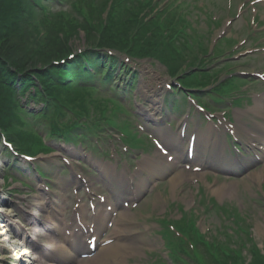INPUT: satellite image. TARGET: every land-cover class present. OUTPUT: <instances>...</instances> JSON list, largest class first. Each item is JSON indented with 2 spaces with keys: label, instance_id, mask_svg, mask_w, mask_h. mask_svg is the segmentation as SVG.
<instances>
[{
  "label": "rangeland",
  "instance_id": "obj_1",
  "mask_svg": "<svg viewBox=\"0 0 264 264\" xmlns=\"http://www.w3.org/2000/svg\"><path fill=\"white\" fill-rule=\"evenodd\" d=\"M103 1L105 0H94V4L97 5L102 3ZM141 1L145 2L144 0ZM242 1L243 0H233L234 9H237L239 5H242L246 2V0L245 2ZM203 2L205 4H208L210 12H214V14L219 17V20L217 22L219 23V25L218 29L216 25L217 23H215L214 25L212 24L213 26H210L208 28V24L205 22L207 16H204L201 12L195 11V14L200 16V19L199 24L195 25L198 34L194 35L195 41H193V43L197 47H199L197 48L198 50L204 47L209 51L211 45L213 44L214 46L215 40L223 35L222 37L226 38L223 43L225 45H229L228 47H226L228 49L226 51L235 54L234 59L237 63V65H232L231 62L228 63V61L230 60H219L215 63V66L213 68H217L222 73H227L225 70L229 67L230 64L231 67L235 66V69L239 67L240 69L238 70L241 73L253 74L257 73L258 70H264V59L255 58V55L249 56V58L254 57V60L256 61V67H247L246 58L248 56L246 55H249L252 50L248 44L245 46H240V43L249 37H246L248 29L246 28V24H243L242 20H238L237 18L232 20L233 16L230 19L227 17L226 11L228 8V0H203ZM111 5H115V3L110 1L109 6ZM78 9L79 8H77V6L66 9V14L63 16L67 20V22L65 21L64 24L65 30L61 34H59V37L61 38L64 37V34H69L67 41L60 40L58 42V45L63 49L62 51H64L65 48H71L72 52L70 54H73L77 50L84 51L87 47H93L94 44V40H88L87 33L89 32V30L80 27V29H77V33L75 31L76 27H78V24H76V19L83 20L84 16L91 19V16L93 15L92 13H82V16L80 15V17ZM96 9L98 8L96 7ZM260 11L261 15L264 17V11L262 7ZM53 13V16H56L59 13V11H57V8L56 11H53ZM107 16H102V19H106ZM193 18H195V20L198 19L196 15H193ZM228 19L229 22L233 21L234 24L230 26L228 25V27L226 28ZM256 29V26H252L251 28V30ZM42 32H44V30L41 27L38 31L34 30L32 32L33 34L28 36L30 45L32 46L28 47L29 49L33 48L34 39H37L38 41H42L45 39L46 35ZM189 32L193 31L189 30ZM72 33L74 34L73 36H71ZM262 37L264 36L261 35L257 39H261ZM235 43H238V46H236ZM26 50L27 47L22 48L21 51L22 53L26 54ZM217 51L222 54L220 50ZM115 54L119 55L118 53ZM179 56L181 57V60L186 59L187 62L188 56L186 54L184 55L180 52ZM119 59H121L120 61H123L124 58L122 56V58ZM32 60L34 62H38L36 58H33ZM110 63L111 65H107L108 71L106 69L107 72H110V76H108L107 72L105 71L102 74L98 73V75L94 77H92V74L90 76V79L93 83H100L102 87L104 86L103 89H100L102 96L112 97V95H115V93L120 96L122 107L115 108L113 111L114 113H112V117L113 119H116V122H119L121 126H126V128H128L130 131L137 133L139 137L142 138L143 145L145 147L136 145L137 148L131 149L130 145L124 143V138L120 134V132L115 130L110 131L109 138H99L98 142L93 141V139L87 140L83 146L77 145L73 147L71 145L60 144L58 142L49 140V133L51 132V129L48 127V121H42L40 123L36 121L35 124H32L33 130L35 125H37L36 132H38V134L41 136L44 144L46 143L45 145L53 150V153L50 154L49 157H43L45 155L42 156L40 154L41 157L35 162V167H32L31 173H29L27 168L20 165L18 160H16L15 158H11L0 144V212L11 215L10 219L13 222L19 223L20 225L24 224L23 221L20 220V215L15 211H19L18 209L20 208L23 209V207H25L26 205V200L35 202L33 201V199H36L42 193L39 191L41 185L45 184V182L48 183V185L51 187L50 193H52L56 191V184L61 181L62 178L67 180L71 178L72 171H70V169L68 168V162L77 163L75 164L76 168L74 172L76 171L77 173L82 175V177L90 178V175H93L95 178H99V173L95 170L96 168L94 169V167H92L91 165L95 164L98 166L101 164L106 165L107 163L117 165L116 162L119 161V170L124 171V169H127L128 172L125 175L129 178L132 177L136 174V170L140 167L139 165L141 163V160H143L144 158H149L150 155L151 158L157 153L156 148L152 143L153 136H157L160 131H166L168 133H172L173 136H176L177 133L174 131H176V126L183 119L180 114L184 112L192 113V120L194 121V123L191 125V127L193 129L200 128L199 135L204 136L205 140L208 139L207 131L210 128L206 123L203 125H199V113L197 112V109L191 108V105L189 103L187 104V107L183 112L176 111L174 117L168 116L171 118L169 120L166 119L165 116L161 115L162 110L159 113L155 112L156 115L154 114V112H150L152 110V107L150 102L148 101L147 96H144L142 93V84H145L147 82V85L149 84L152 85L151 87H155L156 84L150 83V73H152L155 77L168 79V83L170 85H173L175 83L177 84V82H174L168 78L167 70L165 68L149 60L132 61V64L129 65L128 68L124 67L123 69L120 68V62L117 63L115 61H112ZM169 63L175 64V61L173 60ZM223 63H228V67H224L222 65ZM135 65L137 66V68H134ZM130 70L136 73L134 78ZM147 71H149L150 73L144 76ZM181 74L184 75L185 72ZM235 76L244 78L243 80H249L250 78H252L250 76H241L239 74H236ZM131 78H133L132 81L135 86V89H133L132 91L126 89L125 86L126 83L131 80ZM226 80L227 79H225V81ZM105 83H107V85H105ZM87 84H90V81ZM119 86H121L122 88H120ZM247 86L248 84L236 81L234 89L239 90L242 87L240 94L231 93L230 95H224L225 97L221 99L223 103L221 105V108L224 109L221 110L219 108L220 110L216 111L217 114L221 111L223 112L227 110L228 115H230L237 123V114L244 110H248L251 107L248 106L251 101H253V103L255 102V100L253 99L255 95L251 93V91H253V88L251 87L249 90H247ZM232 87L233 86L228 85L223 86L225 91L230 90ZM258 87L261 89V93L264 94V87ZM211 89L212 92L218 91L217 87ZM256 89L258 91V88ZM154 90L156 89L154 88ZM209 92L210 91H208V94H205L202 97L203 101H210L211 97L209 96ZM106 93L109 96L106 95ZM168 96L169 95L167 93L163 94L164 99L168 98ZM232 96H236L240 100H248V104L246 101L242 109H238L237 107L232 105ZM213 97L215 98L216 96L213 95ZM18 99L20 98L18 97ZM173 99H176L178 102L181 100V104L186 103L182 93L179 92L176 93L175 96L170 100ZM20 104H22L21 99ZM31 108H34V105L33 107L31 105ZM21 110V107L20 109L16 107L14 110L9 111V115L13 116V123L17 127L16 131L18 134V136L9 134V137L11 138V140L15 141L18 146L21 145V147H23L24 145L25 148L27 147L28 149H30L33 147L29 145V140L27 138V132L29 133L30 131H28V127H22L19 123L23 125L30 124L29 121H31V119L33 118H25ZM152 113L155 115V120H163L165 124H162L161 127H157L154 124H150V122H146L144 115ZM3 124L7 125L6 122H4ZM169 125L171 126V128H174L170 129ZM25 128H27L28 130H25ZM105 134H107V132ZM183 147V150H185L187 148V144L183 145ZM35 149L36 148L33 147L32 151H34ZM66 150L73 151L75 154H78V159L63 152ZM55 154H60L61 157H58V155ZM62 158H65V160H61ZM104 161L107 163H104ZM162 161L164 162L165 160L162 159ZM89 169L91 171H89ZM254 169L255 170L252 174L255 173L256 176H250L251 174H238L235 176H229V174L224 175L215 173L216 171H204V175L199 174L202 176H198L193 180L184 181V183L179 185L175 191L172 189L171 179L179 172H182V170L176 169L171 173V175H166L163 178L155 181V184H158V188L146 194H143L137 201V203L140 202V205L144 202L141 208H139L135 213L134 211L130 212V214L127 213L128 215H131V219L136 222V226L138 230H140L136 242L138 244H141V255L140 258L137 257L136 261H134L133 264H177L175 263L174 258L171 256L172 250L169 248L168 243H166L165 246V228L163 222L167 223L168 220L171 219H173L172 221H179L180 219H184V217L187 218L189 216L191 217V219L199 220V230L200 232H202V234L209 236V238L211 237V240L214 237L222 236V240H225V243H228V241H230L231 248L236 247V249L238 250L241 249L243 252V256L245 258L247 257L248 260L254 258V256H252L249 252L250 244L247 243L245 235L241 232V228H239V225L236 226L230 222V217L232 216L238 219L239 224H241L242 222L241 219L244 218L243 220L252 229L254 243L258 245V247L262 251V254H264V186H261L256 179L261 177L260 175H262L263 177L264 166L263 164H261ZM36 170L44 173L48 181L45 180L44 182L43 180L36 178ZM242 181L246 182L241 183ZM229 185L234 186L229 187L228 191L222 195L216 194V190H218L220 187ZM106 188L107 187H105L104 185H101V189L99 190L98 194L104 195L108 193ZM73 191L74 187L73 185H71L66 192V196H69L73 199ZM212 200L215 203L220 204V206H225V210H222L220 208L218 210L213 209V206L211 205ZM16 203L18 204V207L13 208L12 206L16 205ZM30 211L33 212L35 210L33 209ZM217 211H225L226 216L224 214H219ZM151 216H153V218H146ZM159 218L161 221H156V219ZM2 221L3 220L0 221V232L6 230L4 224L1 223ZM225 226H227L228 228L225 229ZM238 232H240V235H237ZM225 233H229V235L225 236ZM16 234L19 237L17 239H13L15 237L13 234H8L7 237H10L11 242L14 244H21L22 241H20V228L16 230ZM230 235H232V237H237L236 240L238 239V241L235 242L232 237L229 238ZM238 237H240L241 240ZM144 241L146 244L143 243ZM45 243L46 242L44 241V244ZM242 243L245 244V249L243 245L241 247ZM14 244H10V247ZM211 253L212 251L208 254L207 252L205 253L204 251H202V254L198 258H204L203 260H205L206 262V260L209 259ZM36 256L37 255L31 256V258H35ZM2 257L8 258L6 259L7 264H13L9 259V256L7 254H2V251L0 250V264H6L4 261H1ZM198 258L194 259L200 262ZM194 259H189L191 264H197L196 262H194Z\"/></svg>",
  "mask_w": 264,
  "mask_h": 264
},
{
  "label": "trees",
  "instance_id": "obj_2",
  "mask_svg": "<svg viewBox=\"0 0 264 264\" xmlns=\"http://www.w3.org/2000/svg\"><path fill=\"white\" fill-rule=\"evenodd\" d=\"M43 1L0 0V129L14 136H18L17 127L9 111L18 108V95L34 87L40 96H45L48 100L49 113L52 111L59 115L62 110L69 109L74 114L84 116L88 113L85 97L87 93L79 88V82L83 77L92 75L87 70L84 71L85 69H100L101 57L98 53L93 54V57L87 55L68 62L63 69L52 67L53 62L67 59L72 49L65 48L62 51L58 45L60 40L67 41L69 37V34L59 37L65 30L64 24L67 20L63 16L47 17L45 12L53 0H47L46 3H42ZM109 3L110 0H105L95 5L98 9L93 10L91 7L88 11L93 14L91 19H76V33L80 27L89 30L88 40H94L95 51L111 49L138 60L155 58L163 63L174 60L175 64L169 63V70L174 76L180 75L183 70L179 56L181 49L176 48L173 38L168 37L169 34L165 35L163 29H158V25H147L140 19L137 7L129 10L116 6L112 9L110 18L102 19L108 11ZM78 13L80 16L79 11ZM41 27L45 29L42 32L46 35L45 39H34L33 48L29 49L32 46L28 36ZM73 35L72 33L71 36ZM25 47L26 54L21 51ZM33 58L38 62H34ZM46 67L50 68L43 71ZM61 71L66 72L59 75ZM37 83L40 84L39 88ZM191 84L188 81L186 86ZM27 136L29 145L36 149L32 151L33 147L26 148L36 154L41 143L33 134L27 133ZM22 148H25L24 145ZM229 257L227 253L224 254L223 248H216L210 261L212 264H245L244 260L234 254ZM256 258L252 264H264V259L259 256Z\"/></svg>",
  "mask_w": 264,
  "mask_h": 264
},
{
  "label": "bare ground",
  "instance_id": "obj_3",
  "mask_svg": "<svg viewBox=\"0 0 264 264\" xmlns=\"http://www.w3.org/2000/svg\"><path fill=\"white\" fill-rule=\"evenodd\" d=\"M148 73L150 72H146L145 74ZM149 75L151 76L150 83H154L156 85L155 87H151L152 85L149 84L144 85L142 87V93L144 96H147L148 101L152 105V110L150 112L154 111V114L156 115V113H159L162 110V107L160 101L156 98L154 99L153 96H155L157 92L160 94V90L165 86H162L163 84L161 83V80L153 76L152 73ZM152 88H155L156 92L153 91L154 95L151 97L150 93H152ZM154 114L144 115V118L146 122H150V124H154L158 127L160 119L155 120L156 118ZM240 116H242L241 118L247 120L246 124L250 121L253 129H249L248 127L244 129V125L246 124L242 123L240 118L239 123L243 125L244 130H240L237 127L233 130L238 134H244L243 138H245L246 143H248V147H255L256 144L264 145V139L261 136V133L264 132V97L261 100L257 98L254 106L245 113L240 114ZM166 119L169 120L168 117ZM183 123L185 124L184 120L182 121V124ZM214 131L215 130L211 129L207 131V134L210 137L206 142V149L211 148L210 144H215L219 141L221 145L223 144L224 149L228 148V143L225 142L224 139H218L217 141V137L215 138L213 134L215 133ZM181 132V130H177L176 136L164 133L165 138L168 139H166V141L169 150L176 154L174 157L167 159L157 152L153 157L141 161L140 169L137 173L142 174L143 176L147 175L146 179H139V174L131 178L116 176L114 173L115 166L108 167L100 165V167H98V169H100L101 180L104 183L108 182L109 178L111 179L109 186L111 191L114 190L112 191V194L114 195V201L116 202V206L118 208L121 204L116 199L117 197H115L119 194L115 189L119 184L125 183L129 185V187L121 191V193L126 194V196H124V201L131 200L134 203L138 200L139 196L147 190L146 185L150 183L153 178L157 181L159 178L171 175L174 169L169 167L170 164H173L174 168H176L177 166L186 163L183 149L179 147V144L173 143L175 137H177ZM203 138L204 136H201L202 140ZM201 139L200 141H202ZM66 153H69L74 157L76 155L72 151H67ZM204 154L207 156L209 152ZM162 158H165L164 162L162 161ZM204 158L197 156L193 161H196L198 164L203 163ZM209 158L214 160L216 158V153H211ZM212 170L216 169L212 168ZM253 175L254 174H251L250 176ZM195 177L198 176L186 173L185 171L179 172L171 179L172 189L175 191L179 185L184 183V181L193 180ZM81 182L83 181L80 178L75 179L73 177L69 180H61L56 184V191L53 194L41 193V195H39L36 199L34 198L35 200L33 199L35 202L25 201L26 210L22 209L23 212L17 210L15 211L20 215V220L28 227V229L23 232V234L26 235V244H22L23 246L12 243L11 238L7 237L8 234H13L16 230H18V227H16L17 225L15 222L10 219L11 215L0 212V221L3 220L1 223L4 224V227L6 228V230L2 229L3 232H0V250L2 251V254H7L13 264H46L45 255L61 250L65 252L67 257L65 263L71 264L77 256H90L92 254L90 251L91 245L96 244L98 248L99 244L114 241L113 244L102 249L98 256L86 261H80L79 264H130L128 261H136L137 257L140 258L141 244L136 242L140 230H138L136 222L131 219V215H128L127 212L121 211L120 214H117L116 212L106 213V204H101L100 209H98L94 214H90L86 208L80 209V207H76L75 219L67 220L68 217L65 215V209L69 206V200L67 199L65 192L71 185H77L78 189L85 187V185L81 184ZM245 182L246 181H242L241 183ZM257 182L264 184L261 177L257 178ZM231 186L234 185L220 187L216 190V194H224ZM86 188L88 189L89 187ZM46 197H49V199H45ZM112 202L113 200L107 201V203L110 204H112ZM143 203L137 207L134 213L141 208ZM132 204L130 206H132ZM112 207L115 211V206L112 205ZM30 209H34L35 211L32 212ZM78 216L79 218H77ZM146 218H153V216ZM109 224H113L114 230L110 233L108 232L107 235L103 237L106 233L104 230ZM92 230H94L93 234L91 233ZM70 231H77L78 233L74 236V240L76 241L78 248L76 249L74 244L73 247H68L69 250H65L64 246H60L59 243L64 241L65 233ZM101 237H103L102 242L100 239ZM13 239L16 238L14 237ZM44 240H47V245L40 243ZM143 243H145V241ZM10 244L14 245L10 247ZM37 245L42 248H39ZM43 248L46 249L45 252L41 251ZM33 255H38V257L31 258ZM6 259L8 258L2 257L1 261H4L7 264ZM123 259L124 262H121ZM57 260H53V262L63 264L59 263Z\"/></svg>",
  "mask_w": 264,
  "mask_h": 264
}]
</instances>
